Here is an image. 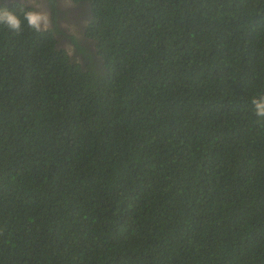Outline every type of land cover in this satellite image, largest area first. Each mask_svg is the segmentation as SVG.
Segmentation results:
<instances>
[{"label":"trees","instance_id":"16d2710c","mask_svg":"<svg viewBox=\"0 0 264 264\" xmlns=\"http://www.w3.org/2000/svg\"><path fill=\"white\" fill-rule=\"evenodd\" d=\"M70 1L0 24V264H264V0Z\"/></svg>","mask_w":264,"mask_h":264},{"label":"clouds","instance_id":"9594fccd","mask_svg":"<svg viewBox=\"0 0 264 264\" xmlns=\"http://www.w3.org/2000/svg\"><path fill=\"white\" fill-rule=\"evenodd\" d=\"M28 3L30 6L25 8V0H20L18 12L6 6H0V24L5 25L13 32L19 33L22 30V17L24 26L32 31H47L51 24L48 12L40 10L38 6L34 5L33 0H28ZM66 51L69 55L71 54L69 50ZM251 103L254 106L255 114L258 117H264V95L252 97Z\"/></svg>","mask_w":264,"mask_h":264},{"label":"flooded vegetation","instance_id":"af4514ba","mask_svg":"<svg viewBox=\"0 0 264 264\" xmlns=\"http://www.w3.org/2000/svg\"><path fill=\"white\" fill-rule=\"evenodd\" d=\"M33 3L34 5L39 6L40 10H44V9L48 10L49 15L52 18V21L54 20V22L56 23L57 28L62 29V30L66 28V25L68 24V20L63 18V20L61 21L59 19V17H61L64 14L63 11H66V14L69 13L68 9L70 8V6L65 0H56L55 7H54L55 15L52 13L50 9V5L48 4L47 0H33ZM66 17L70 19V16H66ZM72 33L76 37H79V35L76 34L75 32H72ZM60 38L64 39L65 42L68 41V37H66L64 34H62Z\"/></svg>","mask_w":264,"mask_h":264},{"label":"rangeland","instance_id":"374dc122","mask_svg":"<svg viewBox=\"0 0 264 264\" xmlns=\"http://www.w3.org/2000/svg\"><path fill=\"white\" fill-rule=\"evenodd\" d=\"M68 4H69V6H70V8L68 9L69 10V13L68 14H66V11L64 12V14L61 16V17H59V19L62 21L63 20V18H65L66 16H70V20L72 21V24H67L66 25V28L65 29H59L60 30V32L59 33H61V34H58V39H60V37H61V35L62 34H70L71 32H75L76 34H78V32H79V28L76 26V24L74 23V19H75V16H74V14H73V10H71V1L70 0H65ZM39 7V6H38ZM44 11H47L48 12V10L47 9H44ZM48 14H49V12H48ZM49 17H50V15H49ZM50 21H51V24H50V27L49 28H53L54 26H55V22H54V20L52 21V18L50 17ZM51 25H52V27H51ZM80 33V32H79ZM57 36V35H56ZM66 44H68L69 43V41H67V42H65Z\"/></svg>","mask_w":264,"mask_h":264}]
</instances>
